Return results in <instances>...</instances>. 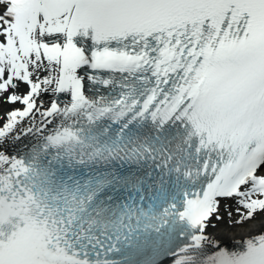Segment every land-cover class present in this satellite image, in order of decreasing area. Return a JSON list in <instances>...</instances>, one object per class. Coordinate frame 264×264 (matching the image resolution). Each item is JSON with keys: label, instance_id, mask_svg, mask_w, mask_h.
Wrapping results in <instances>:
<instances>
[{"label": "snow or ice", "instance_id": "snow-or-ice-1", "mask_svg": "<svg viewBox=\"0 0 264 264\" xmlns=\"http://www.w3.org/2000/svg\"><path fill=\"white\" fill-rule=\"evenodd\" d=\"M0 264H264V0H0Z\"/></svg>", "mask_w": 264, "mask_h": 264}, {"label": "bare ground", "instance_id": "bare-ground-1", "mask_svg": "<svg viewBox=\"0 0 264 264\" xmlns=\"http://www.w3.org/2000/svg\"><path fill=\"white\" fill-rule=\"evenodd\" d=\"M260 227L261 223L259 218L254 223L245 225L243 227H229V225L225 222L219 226L216 235L221 238L227 245H229L234 244L235 241L239 238L250 235L251 232L259 231Z\"/></svg>", "mask_w": 264, "mask_h": 264}]
</instances>
